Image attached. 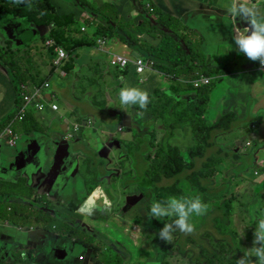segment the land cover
Returning <instances> with one entry per match:
<instances>
[{
    "label": "rangeland",
    "instance_id": "1",
    "mask_svg": "<svg viewBox=\"0 0 264 264\" xmlns=\"http://www.w3.org/2000/svg\"><path fill=\"white\" fill-rule=\"evenodd\" d=\"M105 1L107 0H51L60 15H69L73 17V26L66 27L63 35H60V38H58L63 40L64 44L67 43L69 48H72L71 51H66L68 49L65 48L67 58L63 61L62 71L71 68L77 74L75 81L69 80L65 76L62 78L56 74L53 75L51 64L52 57L55 53L53 51L54 48L51 47V43L41 40L42 36L36 37L26 47L23 44L24 37L14 38L12 41V49H10L11 44H8L7 51L2 53L5 58L1 61L2 63H4V61L9 63L13 62L12 64H15L14 66L17 68V72L19 71L21 74L20 76H31V80L34 82H40L48 77L50 83L48 91L53 92L54 99L60 106L63 102L67 103L69 98L73 96L71 102L74 103L76 100L74 109L67 115L66 119L73 118L74 123L68 129H70L71 132L81 131L86 134L90 132L89 128L91 127V134L88 140L90 143V156L94 149L100 147L116 150L120 139H123L124 142H131L135 135L132 146H135L136 158L138 159L141 133L144 134V131H149L150 135L151 132L154 135L156 146L160 144L165 134H158L153 127L144 129L143 124L141 126L139 125L138 129L132 134L133 126L128 125L132 118H138L131 106L120 104L118 92L121 87L127 85L128 79H131L133 82L130 86L142 89V85L136 82V74H138V62L140 61V57H146V54H144V48L146 47V39L144 41V36H146V34L143 31H145L144 26L147 25V23L146 19L145 21L143 20L144 17L147 16L150 20L152 19V8L149 13L146 6V3H148L149 7L151 6V0H132L130 2L131 7H127L122 3V10L128 9L130 11V14L124 13L123 15L131 23L132 27L126 26V30L123 33H115V24L111 23L114 28V32L109 33L111 37L106 34L107 32L95 36L93 34L95 31H106L108 24H97L94 23L93 20L83 23L82 20L87 15H90L91 11L89 10V6H100ZM115 1L117 4L119 0H113L114 6ZM122 1L123 0H121V2ZM142 1L144 3H142ZM157 1L159 2V0ZM172 1L173 0H164V7L160 8V16H162L159 24L160 29H162L163 25H167L166 18L170 11L169 6L172 4ZM214 1L215 0H209L210 4ZM222 1H224L226 5L229 2V0ZM104 4L110 6L108 2ZM259 6H264V0L259 2ZM116 8L118 9V7L115 6V10ZM101 10H98V14ZM4 13H6V11L0 14V28L4 27L2 25H6L5 23L8 18L9 20L12 19L11 16ZM224 22L228 23L229 20L224 19ZM148 27L150 28V22L148 23ZM4 36L5 35L0 30V38L4 39ZM45 36H47V34ZM159 38H161V32H159V35H156L154 39L157 42ZM147 39L151 40L150 37H147ZM81 40H89L93 45L89 47L82 46ZM96 43L98 44L96 45ZM78 44L80 46H78ZM229 45H231V49H229ZM190 46L200 48L201 44L194 42L191 43ZM204 49L205 51L201 52V55L207 57L211 64L217 65L220 59L230 54L234 46L231 39L220 35L209 39L204 45ZM49 51L52 53L51 58L49 57ZM86 57L88 59L81 64L80 61ZM224 65L225 67H231V61L227 60ZM17 72H15V74H17ZM154 75L156 76V72H154ZM210 76L213 77L212 72ZM149 86L151 87L149 103L152 89L153 92L159 89L161 90L159 93L157 92L155 99L151 98V102L155 100L154 105L149 109L147 107L143 112V117H145L144 123H146V116L150 114L148 119L151 124L152 111L156 108V98L167 103H174L173 96H181L180 104L178 105V107H181L185 95L190 92H195L190 85L181 83L180 80H171L163 75L158 76L155 86L151 84H149ZM216 86H218V84L211 81L208 90L199 93L201 97L207 98V103L204 106L195 104L193 100H190L189 103L190 108L196 106L198 109H203L202 114L208 124H210L212 118H215L221 113L220 110L217 109L218 99L212 97L214 87ZM62 89H69V92L66 93L63 98L59 99L57 91ZM146 112H149V114H146ZM49 113L52 112L45 110L44 112H32L31 114L46 116ZM79 114L84 116L80 118ZM244 117L245 115H240L239 121L241 123H243ZM183 120L184 119H182V122L178 123L176 119L171 116L167 121H159L158 123L164 126L173 138L180 136L182 133L181 131H183L185 143L190 150L191 144L194 141V135L189 122H184ZM14 124L11 126L12 130ZM54 124L55 121H53L52 126H50L55 132L54 135H51L53 148H63L64 159L67 158L65 164L74 163L77 164V166L79 164H84L83 168H81L79 178L81 174H88V176L83 180V192L79 199L76 196L73 200L74 203L71 204L68 216V227L66 229L60 228L54 232L52 236L59 244L66 243L69 247H73L71 250L72 260L69 261L64 259L66 257L65 252L69 251L68 248L55 251L52 258L53 261L47 260H49L51 264H95L97 253L99 252V243L102 240L100 231L103 227L104 216L106 215V203L110 201V191L112 193V188H114L112 181L116 164L103 163L100 164L101 169L97 170L96 164H93L91 159V162L88 163L92 164L89 174L85 157L83 158V162H79L76 156L68 157L67 155L68 145L65 142L70 139V132L65 129L64 140H62L63 136L57 133V131L60 130L59 126L61 125V121L56 125ZM14 134L17 137L19 136L18 132H14ZM102 136H107V140H104ZM71 139L74 142V145H71V150L79 149L82 143L80 142L78 144L80 137L74 135ZM17 142L18 139L16 144ZM219 144L223 146L221 148L228 154L227 159H222V164H218L216 159L217 155L213 152H211V161L204 163V156L202 162L199 161V164H204L203 190H206L203 192L201 198L203 202L209 206V216L206 215L202 220V217L193 216L191 220L197 226V232H203L209 228L208 231L211 236L208 238L206 235L197 236L202 240L201 242L204 246H206L207 243H213L216 247L226 246L234 250L237 255H243L244 251L252 247L255 228L254 215L264 214V185H256L252 180L253 171L258 172V170L246 160L250 156L249 151L240 155L239 164H230V145L227 142H220ZM199 146L203 149L204 153L203 145L199 143ZM225 146L227 147L226 149L224 148ZM217 147L220 148V145ZM47 148L50 150V146H47ZM132 149L133 147H131V150ZM132 158H134L133 154ZM135 159L134 163H136ZM124 161L123 164H120L118 176L115 179L126 174V170L130 172L128 169L129 159L125 157ZM131 162L132 161H130V164ZM60 165L64 167V164ZM64 170L65 172L67 171V169ZM64 174L65 173L62 175H54L53 182L50 181L49 183L56 195L61 192L57 195V202L59 205L63 204L70 197V190H63L65 187V180L67 179ZM132 178H134V169L133 171L131 169V177L127 180L128 184L130 181L129 188L117 192L121 200L126 202L122 207L125 209V212L128 207V201H134L137 195V191L132 187ZM178 189L182 195L198 194L196 190L184 181L179 182ZM38 191L39 188L37 187V192ZM228 201L229 203H227V205L223 204ZM49 202L54 207L58 205L57 202L50 200ZM34 205L35 207L37 206L36 204ZM118 208H120V206ZM162 221L170 222L168 218ZM31 223L32 220L28 219L26 225L31 226ZM221 234L224 235L220 236ZM28 235V233L24 232V239L28 237ZM28 238H30V235ZM152 244L154 246H160L159 241L157 243L153 242ZM169 244L172 246L173 242L171 241ZM202 244L200 242L196 243L199 247H202ZM113 245H115L114 256L109 264H114V258L116 257V243L113 242ZM187 245L189 251L186 258L181 257V248H176L177 251L174 249V254L172 256H170L169 253L166 254L164 250H161V255L156 256L152 264H190V250L193 252V255H196L198 249L190 243H187ZM14 249L17 248H13L12 250ZM220 254V258L216 264H228L223 257L222 250H220ZM25 257L24 249L21 254L14 258V261L24 264ZM26 261H29V259L26 258ZM233 264H235V262Z\"/></svg>",
    "mask_w": 264,
    "mask_h": 264
},
{
    "label": "crops",
    "instance_id": "2",
    "mask_svg": "<svg viewBox=\"0 0 264 264\" xmlns=\"http://www.w3.org/2000/svg\"><path fill=\"white\" fill-rule=\"evenodd\" d=\"M154 1L155 0H151L150 5L152 6L149 7L148 3H146V6L150 8V10L152 8V19L159 20V23L156 24L159 27L162 18V16H160V8L164 7V0H159V2L157 0ZM142 3L144 2L142 1ZM181 4L184 5L183 11L178 14V17H181L184 27L191 30L192 33L197 29L205 31L204 37H193L191 42H184L186 45H191V43L194 42L201 44L200 48L190 46L193 50L192 53L189 52L188 55L191 54L194 61L188 70L184 69L183 72L186 73L185 77L180 76V74L174 76L165 73H156L155 76V69H153L145 73L146 81L140 85H142L143 90L149 93L150 97L151 87L149 84L155 86L159 75H163L171 80H180L181 83L184 84H188L186 82L187 80L198 76L208 77L211 81L218 84V86L214 87L212 97L218 99L217 109L220 110L221 113L215 118H212L210 124H208L202 114L203 109H198L196 106L190 108L189 103L190 100H193L195 104L204 106L207 103V98L201 97L199 93L206 92L211 82L208 85L201 86L199 89H194L188 84L195 92H190L185 95L181 107H178L181 96L174 95V103H168V107L164 114L160 118H155V125L160 126L161 129L168 132L164 126L158 123L159 121H167L168 118L173 116L178 123L182 122V119H184V122H189L192 132L201 138L205 147L204 162L211 161V152L217 155L216 159L218 164H222L223 158L227 159L228 154L221 148L223 146L219 144L220 142H227L230 145V164H239L241 153L249 151L250 156L246 160L258 170V172L253 171L252 180L256 185H264V169L262 168V166H264V75L258 65V61H251L250 63L237 54L236 46L233 42V34L236 27H244L246 25L239 20L234 21L233 18L222 9L214 13H207L206 16L203 17L202 13L197 9V0H186L182 1ZM221 4L224 5V3ZM123 5L129 7V1H125ZM121 7L122 5L118 8L119 11L122 10ZM259 8L264 10V6H259ZM124 13L130 14V11L125 9L123 10V14ZM123 14H121V16L128 21ZM145 19L146 17H144L143 21H145ZM224 19H228L229 22L225 23ZM2 26H10L11 30L15 31L18 29V26L12 25L9 19L6 25ZM4 27L0 28L6 36H4V39L0 38V131L8 124L11 128V126L17 122L15 123L16 125L14 124L13 126V131L19 133V138L17 137V144L9 145L6 137L0 135V207L5 208L7 204H16L18 209L22 210L23 215L24 212L27 211L30 213L32 212L33 215L37 214L38 208L46 206L45 200L49 204H51L49 200L57 202V195L61 192L56 195L49 183L50 181L53 182L54 175H62L63 173H65L64 176L67 177L63 190H70V197L63 204L69 207L73 203L74 198L77 196L79 199L82 194L83 180L88 174H81L79 178L81 168H83L84 164H79L78 166L74 163L65 164L67 158L64 159L63 148L60 147L55 149L52 146L50 139H52L51 135H54L55 132L50 126H52L53 121L56 120L59 115H53L52 117H48V119L46 117L45 121L42 120L43 116L39 114L35 116L31 114L32 116H28L29 118L26 120L24 118L18 120L15 117H11V114L16 108L20 83L16 85L19 79L14 77L13 62L9 63L4 61V63H2L1 61L5 58L2 53L7 51L8 44H11L10 49L13 47L11 43L13 40L12 35ZM30 28V25L24 19L23 44L25 47L36 38L35 35H32L33 32L28 33ZM230 29H232L231 32ZM156 35H159V33ZM156 35L151 36V40H149V43L154 47L156 45L154 39ZM220 35L231 39L234 49L227 57L220 59L219 63L215 65L211 64L207 57L201 55V52L205 51L204 45L209 39ZM227 60L231 61V67H225L224 64ZM150 61L154 66V61L151 59ZM15 71L17 72V68ZM211 72L213 73V77L210 76ZM15 75L20 76L21 74L18 71ZM27 78L28 80L26 82L33 81L31 80V76ZM26 82H21L24 89L26 87L24 86ZM132 84V80L128 79L127 85L130 86ZM27 91L32 94L33 88L28 87ZM160 91L159 89L153 92L152 89L151 97L154 96L155 98L157 92L159 93ZM160 102L164 103V101ZM20 104L21 102L18 105L20 106ZM156 106L160 109L165 107L164 104L161 103L156 104ZM240 115H245L243 123L239 121ZM10 118L12 119L6 124ZM63 119H65L63 120L64 126L70 125V121L66 120V117H63ZM71 119L73 120V118ZM144 120L145 117L131 119L128 126H133L132 134H134L139 125H142ZM148 123L149 119L146 117L145 125L148 126ZM60 131H62V129L57 131V133ZM134 137L135 135L131 142H124L123 139L122 142L125 145H130L134 142ZM246 143H249V145L247 146ZM72 145H74V143ZM218 145H220V148L217 147ZM47 146H50V150H48ZM224 148L226 149L227 147L225 146ZM89 154L90 143L88 140L83 144V150L76 149L69 151L67 148L68 157L76 156L79 162H83V158L85 157L86 159ZM109 156L111 159L118 161L117 150H112ZM90 162L91 159L86 160L87 169H89L88 172L92 165L88 164ZM60 164H64V167ZM64 169H67V171L65 172ZM96 169H101L100 164H96ZM125 175L128 177L127 170ZM37 187L39 188L38 192ZM32 203L37 206L35 207ZM57 204L59 205L58 202ZM114 208L115 205L112 202L108 201L106 203V215L104 216V223L100 233L103 238L113 242L123 241L128 244L131 236L129 233L126 235L123 233L121 221L115 216L116 211ZM41 209H46L48 213L54 214L53 209H50L48 206L42 207ZM13 216L19 221L18 223L12 221L10 223L7 218H2L0 216V264H22L20 262H15L14 258L21 254L24 249L25 251L30 250L33 254L31 262L26 261V257L24 258V264H51L49 260H52L55 251L65 248H68L69 251L65 252L66 257L64 259L69 261L72 260L71 250L73 247H69L66 243L59 244L57 240L52 238L54 231L51 230L49 222L46 224L44 220L42 221L37 218V227H28V225H26L28 219H24L22 215H18L16 212L13 213ZM24 232L28 233L30 238H28V235V237L24 239ZM132 237L135 240H139L141 234L136 232ZM159 242L160 246L147 243L144 247L129 249L132 255L136 256V264H152L155 257L161 255V250H164L163 243L161 241ZM13 248L17 249L12 250Z\"/></svg>",
    "mask_w": 264,
    "mask_h": 264
},
{
    "label": "trees",
    "instance_id": "3",
    "mask_svg": "<svg viewBox=\"0 0 264 264\" xmlns=\"http://www.w3.org/2000/svg\"><path fill=\"white\" fill-rule=\"evenodd\" d=\"M30 3H31V6L29 7L27 3H14L13 0H0V13H3L6 11V13L10 15L12 14L14 16L25 17L27 21L31 24V27H33L37 33L42 35L41 40L46 41V40L52 39L55 42L54 45L61 46L63 49L66 48L68 49V51L71 50V48H69V45L67 43L64 44V41L59 38H60V35H63L64 29L66 27L73 26V22H74L73 17L69 15H60L56 11L51 0H30ZM108 9H109V6L105 5V9H102L98 14V10L95 6H89V10L91 11L90 15L94 23L99 24L98 18H99V21H101V23H102V20H105L109 23L108 30L95 31L96 34H99V33L104 34L107 32L106 34H108L111 37L109 33L114 32V28L111 23L115 24V29H116L115 33L117 32L123 33L126 30V26L132 27L131 23L129 21L123 20L120 17L118 12H116L115 10L106 12V10ZM148 10L150 13V8H148ZM149 22H150V28L148 27ZM146 23L147 25L144 26L145 31H143L145 34L149 36H154L157 33L161 32V38L156 42L155 47L152 46L150 43L146 42V47L144 48L147 58L154 61V69L159 72L165 73V74H170L174 76H177L178 74H180V76L185 77L186 73L183 71L184 69L188 70V68H190L192 62L194 61V58L191 56V54L186 55L185 53H183L182 48H185L186 51H188V53L189 52L192 53L193 49L190 47V45L189 44L186 45L184 43L187 41L191 42V40L193 39L192 31L188 29L186 30L182 29L184 34L181 35L183 41H181L180 43L181 44V49H180L177 46L178 41L176 39L170 38L167 32L168 29L176 30L178 28V22L175 19H172V18L169 19V16H167L166 18L167 25L166 24L163 25L162 29H160V27L156 25L157 23H159V20H154V19L150 20L149 17L147 16ZM46 32H48V35L43 36ZM36 37H39V36H36ZM81 44L82 46H87V47L93 45L91 44L89 40H81ZM161 45H162V49H161ZM78 46L80 45L78 44ZM237 54H239L246 61L251 63V60H249L243 53H240L238 49H237ZM49 57L50 58L52 57V53L50 51H49ZM87 59L88 58L86 57L82 61H80L81 64H83ZM12 67L14 68L13 69L14 77L19 79L16 82V85L20 83L19 84L20 86L22 84L21 82H26L28 78L15 75L16 67L14 65ZM74 76H75L74 71L71 68L67 69L66 78L73 81ZM151 98L155 99L154 97H151ZM154 101L155 100L151 102V99H150V103H148L147 105L148 109L154 105ZM19 103H20V99L19 97H17L16 108L14 112L11 114L12 118L19 112V108H20V106L18 105ZM159 103L164 104L165 107L163 109H160L156 106V108H154V110L152 111V116L154 118H160L168 107L167 102L162 103L156 98V104H159ZM131 107L132 109L133 108L136 109L137 112L141 111L138 106H131ZM146 114H149V112H146ZM28 116H32L31 113H25L23 115V118L26 120L27 118H29ZM12 118H10L6 122V124ZM141 135L142 136H140V139L146 141L148 139L149 132H145L144 134L141 133ZM195 136L196 138L198 137L196 134ZM199 139L201 140V138ZM87 140H89V138H87ZM194 155H196V153H194ZM188 179L190 183L192 184V186L197 188L198 186L197 173L196 172L192 173L191 175L188 176ZM137 184L143 195V201L141 203L142 205L141 211L138 210V206L134 209L135 215L139 216L144 213V208H146L147 205L149 204L150 190H149V186L146 184H143L140 182H137ZM203 187H204V168H203V185L202 186L199 185V190H198L200 196H203V192L206 191L205 189L203 190ZM171 196H175V195H171ZM167 198L156 197L155 199L162 200V199H167ZM44 202L46 206H48L50 209H53L54 214H49L46 209L45 210L41 209L42 207H46V206H41L40 208H38L37 209L38 213L34 215L32 214V212L31 213L24 212V219L31 218L32 220L31 226L29 225L28 227H37L36 219L38 218L39 220H42V221L44 220L46 224L47 222H49L51 225L50 228L54 232H56L60 228L66 229L68 227V220H69L68 216H69L71 206L68 207L66 204H61V205H57L56 207H54L51 204H49L46 200ZM227 203H229V201L224 202L223 204L227 205ZM63 205H66V206H63ZM17 211H18V206L16 204H10L9 212H6V209L4 207H0V216L2 218L5 217L12 222L18 223V220L13 216V213L14 212L17 213ZM206 215L209 216V212H207ZM206 215L202 216L201 220L204 219ZM164 223L165 222H163L162 220L155 219L152 224L151 231H149L145 237L147 239L155 240L156 241L155 243L162 240L159 238L158 233H159V230L163 227ZM208 229H206L203 232H197L198 228L196 226L195 232L189 235H185L184 233L177 230L176 232L173 233L172 250L165 249V253L166 254L169 253L171 256V254H174V249L177 251L176 248H181V251H180L181 257L186 258V256L188 255V251H189L187 243H190L192 246L198 249V253L196 255H193V252H191L190 250V253H191L190 254V261H191L190 264H216L221 255L220 250H222L223 257L225 258L228 264H233L236 259H239L243 256V255H237L234 252V250L226 246L216 247L213 243H210V244L207 243V245L204 246L201 242L202 240L199 239L198 237L202 235H206L208 238L209 236H211ZM222 235L224 234H221L220 236ZM197 242H200L202 244V247L197 246L196 245ZM164 243H167V242L164 241ZM103 247H104V244H102V240H101V242L99 243V247H98L99 252L97 253V260L95 264H98V254L101 257V259L104 260L103 258L105 256H112L114 252V250L111 248L107 247L106 249H104ZM118 254H119V259L118 261H114V264H130L128 262V259L126 258L127 254L124 250L119 249ZM25 255H26V258L29 259V262H31L33 259L32 252L30 250H26ZM109 262L110 261L104 260L103 264H109Z\"/></svg>",
    "mask_w": 264,
    "mask_h": 264
},
{
    "label": "clouds",
    "instance_id": "4",
    "mask_svg": "<svg viewBox=\"0 0 264 264\" xmlns=\"http://www.w3.org/2000/svg\"><path fill=\"white\" fill-rule=\"evenodd\" d=\"M127 0H123L122 3H124ZM129 4L132 0H128ZM263 0H229L228 4L226 5V11L227 13L233 18L234 21H240L243 23L244 27H236L235 32L233 34V42L236 46V50L240 53H243L249 60L251 61H258V65L260 67H264V10H261L259 8V2ZM14 3H27L28 6H31L30 0H13ZM105 2H108L110 4L109 9L107 11H112L115 10L116 7H120L122 4L120 0L115 3V6L113 4V0H107ZM105 2H103L100 6H96L98 10L105 9ZM55 7V6H54ZM131 7V5H129ZM56 9V8H55ZM57 11V10H56ZM116 12L119 13L120 17L122 18L121 14H123V10L119 11L117 8L115 10ZM1 14V13H0ZM6 15L11 16L8 13H4ZM7 17V16H6ZM13 18V16H11ZM9 19V18H8ZM24 19L27 21V19L24 17ZM125 20L124 18H122ZM20 20H23V17L20 18ZM92 20L91 15H87L86 17L83 18L82 22L87 23L88 21ZM8 21V20H7ZM6 21V23H7ZM126 21V20H125ZM5 23V24H6ZM27 23L30 25L31 24L27 21ZM99 24L101 21L98 22ZM102 23H107L108 28H109V23L105 20H102ZM107 28V30H108ZM184 30H186V27H183ZM105 31V30H103ZM29 32H33L35 36H42L39 33L35 32V29L33 27L28 30ZM49 32V31H48ZM48 32H46L43 36L46 34L48 35ZM95 36L100 35L102 33L96 34L95 32L93 33ZM24 37V29L22 32L17 34L15 38H20ZM147 37H151L146 34L144 36V39H146V42L149 43V40ZM44 42L51 43V46L54 48L53 51L55 52V49L61 48V46H56L54 45V41L52 39L46 40ZM92 44V42H91ZM98 43H96L97 45ZM181 45V44H180ZM181 49V46L178 47ZM229 49H231V45H229ZM66 50V49H64ZM72 50V48H71ZM69 50V51H71ZM68 51V50H66ZM144 54H146L144 50ZM56 53H54L52 57V64L51 68L53 70V75H58L59 77L64 78L67 75V70L62 71L63 63H60L59 66H55L53 64L54 59H55ZM144 62H146V67L143 69L140 74H136L137 78L136 81L138 84H143L146 81L145 73L147 71L153 70L154 66L151 63L150 59L146 57H140ZM81 63V62H80ZM79 64V63H78ZM157 73V70H155ZM139 73V72H138ZM159 74H162V72H159ZM76 72H74V75ZM52 77V76H49ZM199 77V76H198ZM204 77V76H203ZM77 78V74L74 76L73 81H75ZM197 78V77H196ZM208 78V77H206ZM195 79V78H193ZM210 79V78H209ZM47 80V81H46ZM192 79L187 80L186 82L188 84L189 81ZM29 83L24 84L25 89L22 85L19 86L18 88V93L17 97L20 99V108H24V114L25 113H40L44 112L45 110H48L52 113H49L48 116H43V121H45L46 117H52L53 115H59L55 121L56 125L59 123L61 120V125L59 126V129L65 130L67 129L70 132V139L72 136L77 135L81 137V141L86 138V134H84L81 131H73L71 132L70 129H68L73 123L74 120L68 119L70 121V125L64 126V121L63 117H67L73 109H74V103L71 102V99H73V96H71L68 100L67 103L63 102V104L60 106L59 103L56 102L54 99L53 92L48 91L50 88V83L48 81V77L45 79L41 80L40 82H33V81H28ZM211 82V80H210ZM209 82V84H210ZM47 85V87H45ZM191 85V84H190ZM208 85V84H206ZM192 86V85H191ZM203 86V85H202ZM28 87L33 88V93L31 94L30 92L27 91ZM193 87V86H192ZM201 87V86H200ZM194 88V89H199ZM25 91V93H24ZM69 92V89H62L57 91V95L59 99L63 98L66 93ZM24 95L27 96H32V99L35 103L36 102H42L43 107L41 109L30 107L29 105H26L24 101ZM118 98L119 102L121 105L124 106H138L141 111L137 112L136 109H132L134 113H136L137 118H142L143 117V112L146 110L147 105L149 103V93L146 90L140 89L138 87H133V86H128L125 85L120 88L118 92ZM52 106L55 108L53 109ZM76 106V105H75ZM19 113V112H18ZM17 113V114H18ZM60 113V114H58ZM16 114V115H17ZM15 115V116H16ZM36 115V114H34ZM14 116V117H15ZM84 115H80L79 117L82 118ZM23 119V118H22ZM115 119V118H114ZM67 120V119H66ZM183 130V129H182ZM3 131V130H2ZM2 131H0V135H2ZM13 131V130H12ZM89 131H91V127L89 128ZM168 135L170 136L171 134L167 132ZM132 135V134H131ZM194 135V141L191 144L194 147L197 145L199 146V143H202V141L193 133ZM172 136V135H171ZM173 137V136H172ZM69 147V144H67ZM132 145V144H130ZM248 146L249 143H246ZM128 146V145H127ZM204 147V145H203ZM199 148L203 151V149L199 146ZM189 154L191 155V148L190 150L188 149ZM195 153V152H194ZM242 154V153H241ZM203 156L205 157V147H204V153ZM191 158V156H190ZM203 160V159H202ZM201 160V162H202ZM209 162V161H207ZM206 163V162H204ZM190 164L191 160H190ZM202 164V163H200ZM264 169V166H262ZM6 212L10 211V205L7 204V207H5ZM209 210V206L203 202L201 196L199 194L195 195H182V196H170L167 199H162V200H157L153 199L150 203V208H149V215L150 218H155L157 220H164L165 218H168L170 222H165L163 224V227L159 230L158 236L160 239L163 241L169 243L173 239V233L176 232L177 230L184 233L185 235H189L195 232L196 230V225L192 222L191 218L193 216L196 217H202L207 214ZM29 212V211H27ZM30 213V212H29ZM18 215H22L24 218V215L22 214V210L18 209L17 211ZM51 214V213H49ZM254 222H255V228L253 232V241H252V247L244 251V254L241 258L235 260V264H264V214L260 215H254ZM10 221V220H9ZM19 222V221H18ZM164 222V221H163ZM11 223V221H10ZM243 236V234H242ZM105 240H108L104 238ZM106 249L107 247L104 245L103 247ZM128 251V250H125ZM104 260L101 259V257L98 254V264H103Z\"/></svg>",
    "mask_w": 264,
    "mask_h": 264
},
{
    "label": "flooded vegetation",
    "instance_id": "5",
    "mask_svg": "<svg viewBox=\"0 0 264 264\" xmlns=\"http://www.w3.org/2000/svg\"><path fill=\"white\" fill-rule=\"evenodd\" d=\"M182 1L186 0H173L172 4H170V11L168 13V16L170 18L175 19L178 22V28L176 30L168 29V36L170 38L176 39L178 41L177 46L180 47L181 41H183L181 35H183V21L181 17H178V14H180L183 11V4H181ZM221 3H224L222 5ZM197 9L202 13V16L205 17L207 13L215 12L219 9H222L225 13H227L226 9V3L222 0H215L213 3L210 4L209 0H197ZM12 15V14H11ZM10 20L12 25L18 26V29L11 30L10 26H5V29L12 35V39L14 40L15 36L22 32L24 29V17L23 20L20 21L21 16H14ZM232 29H230L231 32ZM205 31H202L201 29L195 30L194 33H192L193 37H204ZM12 40V41H13ZM12 43V42H11ZM13 44V43H12ZM183 53L188 55V51H186L185 48H182ZM150 117V116H146ZM152 124L149 121L148 126L144 125V129L148 128H154L158 134H165L163 139L161 140L160 144L158 146L155 145L154 142V135L150 132V135L148 136V139L141 140L140 139V152H138V159L136 158L135 153V146L132 145H125L122 142V139H120L119 144L117 145V152H118V161L113 160L110 158L109 153L112 152V149H107L100 147L98 149H94L93 152H91V155H88L86 157V160L92 159L93 164H116V167L114 168V177L112 184L114 186L112 193L110 191V202H112L115 205L114 210L116 211L115 216L118 217L121 221V228L123 229V233L126 235L127 233L130 234L131 239L129 243H125L123 241L115 242L116 243V257L114 258V261H118L119 254L118 250H128L125 251L128 259V262L130 264H136L137 259L135 255H132V253L129 251V249L133 248H140L147 245V243H153L156 242L155 240L147 239L145 236L146 234L151 231L152 224L155 220V218H150L149 215V208L150 203L153 199L156 197L159 198H167L171 195L175 196H181L182 193L178 189V184L180 181L187 182L194 190L197 191L199 194V185H203V168L204 164H199V161L203 159V151L199 148L197 145L194 147L191 146V155L188 151V145L185 143L183 131H181V135L177 136L176 138H173L171 135L169 136L167 132H165L163 129H161L160 126L155 125V118L152 116L151 118ZM138 129V127H137ZM149 132V131H144ZM64 140L65 136V130H62L59 132ZM91 134V131L86 134V138L83 140V142L80 144L79 150H83V144L87 141V138H89V135ZM104 140H107V136H102ZM135 140V137H134ZM52 141V139H50ZM69 144L68 150H71V145L74 143L72 139H69L67 142ZM80 141H78V144ZM131 147L133 149L131 150ZM194 152L196 155H194ZM132 154L134 155V158H132ZM191 156V158H190ZM127 157L129 159L128 162V177L124 174L120 178L115 179L118 176V170L119 165L123 164L124 158ZM136 158V159H135ZM134 159L136 160V163H134ZM190 160L191 163L190 164ZM130 161L131 164H130ZM136 164V165H135ZM131 169L133 171L134 169V178H132V187L137 191V195L134 198L133 201H128V207L123 209L122 207L126 204L123 200H121V197L117 193L119 190H124L129 188V184L127 183V180L131 177ZM197 173V188L192 186L190 183L188 176L192 173ZM137 182L146 184L149 186V204L146 208H144V213L136 216L134 213V209L138 206V210L141 211V203L143 201V195L141 190L138 187ZM74 203V202H73ZM120 206V208H118ZM118 208V209H116ZM125 212V214H124ZM129 227V228H127ZM140 233L141 237L139 240H135L132 235L134 233ZM127 237V236H125ZM155 239V238H154ZM158 240V239H157ZM164 245V251L165 249L172 250V246L169 243H164V241L160 240ZM120 243V244H119ZM102 244H104L106 247L111 248L114 250L113 241L111 240H105L102 237ZM173 254H171L172 256ZM114 256V252L112 256H105L103 259L105 261H111ZM150 263V262H148Z\"/></svg>",
    "mask_w": 264,
    "mask_h": 264
},
{
    "label": "built area",
    "instance_id": "6",
    "mask_svg": "<svg viewBox=\"0 0 264 264\" xmlns=\"http://www.w3.org/2000/svg\"><path fill=\"white\" fill-rule=\"evenodd\" d=\"M55 53H56V56H55L53 64L55 66H59L60 63H63L64 59L67 58V56L65 54V50L61 49V48L55 49ZM146 65H147L146 62H144L142 59H140V61L138 62V72H139L138 74H140V72L143 71V69L146 67ZM260 69L262 70L263 75H264V67H260ZM209 82H210V79L206 78V77H203V76H199V77L189 81V83L194 88H198V87H200L202 85L209 84ZM45 87H47V85H45ZM31 99H32V96L29 97L27 95H24V101H25L26 105H29L30 107L34 106L35 108H38V109H41L43 107L42 102H36L35 103ZM52 108L54 109L55 107L52 106ZM24 111H25L24 108H21V110L15 116V118L18 119V120H21L23 118ZM2 135H4L6 137L7 142H8L9 145L16 144L17 136L13 133V131L10 128L9 124L3 129Z\"/></svg>",
    "mask_w": 264,
    "mask_h": 264
},
{
    "label": "water",
    "instance_id": "7",
    "mask_svg": "<svg viewBox=\"0 0 264 264\" xmlns=\"http://www.w3.org/2000/svg\"><path fill=\"white\" fill-rule=\"evenodd\" d=\"M36 32V31H35ZM34 35V33H32Z\"/></svg>",
    "mask_w": 264,
    "mask_h": 264
}]
</instances>
